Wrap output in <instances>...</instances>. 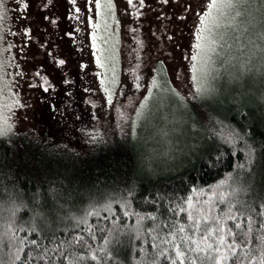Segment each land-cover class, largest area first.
I'll use <instances>...</instances> for the list:
<instances>
[{"label": "trees", "instance_id": "obj_1", "mask_svg": "<svg viewBox=\"0 0 264 264\" xmlns=\"http://www.w3.org/2000/svg\"><path fill=\"white\" fill-rule=\"evenodd\" d=\"M240 5L242 14L238 19L246 27V31L241 29V35L231 25L224 26V23L222 26L230 28L231 36L227 44L231 45V56L239 53V57L238 68L230 75H225L220 67L225 63L224 58H217L218 67L212 81L217 102L212 103L194 96L193 99H188L179 92V96L169 94L163 101L176 105L182 114L186 113L191 117L188 130L192 135L184 146L180 162L171 168L154 175L142 173L137 161V139L134 140L130 134H119L120 131L116 130L107 132L101 129L96 134H91L88 130L79 131L75 140H71L69 136L66 137L68 132L49 133L53 127L48 126L41 129V134L12 133L0 138V230L5 233V237L12 231L19 234L22 226L32 224V214L28 208H21L15 214L10 212V208L13 201H23L31 207L34 195L36 203L44 209L56 205L65 209V214H61L56 220L40 224L46 235L51 236L52 232L48 229H52L56 237L64 239L69 234L63 229L78 227L83 220H78L77 217L82 216L89 203L102 201V198H118L126 194L125 190L133 182L136 190L132 209L146 217L142 221V228L147 230L158 227L166 230L169 225L178 227L182 224L186 231L191 224L187 219V199L190 196L194 205L210 198L215 201L216 197L209 195L211 192H216L217 195L220 192L227 193L231 200L238 184L246 190L240 191L238 205L233 201V215L236 219L225 220L226 226L232 229V234L227 238L230 241L236 239L238 250L242 253L244 248L240 245L245 241L244 233L248 231V217H251L252 225L247 239L250 241L249 246L254 248L255 237L260 234V225L264 229V168H261L258 159L255 170L249 173L245 169L236 176L239 171L236 165L243 163L244 158L236 154L239 147L230 149L220 139L219 125L215 124L216 120H224L225 124L236 130L249 133L256 142L258 151L259 145L264 143V103L260 102V97L264 96V74L253 73L251 65L253 58H264V40L260 38L261 33H264V0H242ZM237 41L245 46L239 48ZM70 49L71 52L76 51L74 45ZM155 67L164 69L170 86L175 89L163 63L157 62ZM151 99L153 101L149 106V116L137 125L138 136L143 132L153 114L154 105L158 102ZM237 102L247 107L243 110L248 113L247 116L241 118L237 113ZM53 117L50 118L56 124H61L58 125L61 128L63 123L60 116ZM64 119L65 117L62 118ZM214 126L217 129L215 136L208 131ZM125 133H129L128 128H125ZM54 136H60V139L55 141ZM93 137L97 139L94 140ZM217 147L220 148L219 153L215 151ZM218 156L221 158L214 164L213 161ZM230 177L236 179V184ZM226 207L220 201L218 206L212 207V215L222 213ZM113 210L117 223L136 224L135 216L123 217V210L117 203H113ZM237 223L240 224L239 229H236ZM112 224L113 215L107 211H101L99 217L89 216L87 231L81 233L76 230L75 244H61L57 252L68 253L71 264L72 260L87 252L83 244L79 245L80 239L87 240L94 249L97 245H105L104 237H108L109 233H101V229H110ZM89 233L91 239H88ZM165 234V231H159L161 237ZM69 238L71 239L70 236ZM120 239L122 243L117 256L120 264H135L139 258L137 247L129 246V241L132 245L144 244L150 250L151 235L145 241L138 239L134 233L125 232ZM40 243L52 246L48 239H41ZM106 247L114 249L115 241L110 239ZM2 250L0 247V251ZM97 254L102 255L98 249ZM4 259L7 260L6 255ZM49 264L56 262L49 260ZM59 264L64 262L60 261ZM84 264H99V260H93L91 254H88Z\"/></svg>", "mask_w": 264, "mask_h": 264}, {"label": "snow or ice", "instance_id": "obj_2", "mask_svg": "<svg viewBox=\"0 0 264 264\" xmlns=\"http://www.w3.org/2000/svg\"><path fill=\"white\" fill-rule=\"evenodd\" d=\"M127 2L129 6H133V0H127ZM164 2L167 3L168 0H164ZM241 2L242 0H210L206 6L197 3V6L201 7L203 14L199 16V27L196 29L197 42L194 45L196 51L191 54V60L193 61L191 78L195 89L192 95L194 97L213 95L216 92L212 81L218 67L217 58L223 57L225 63H229L233 59L229 51L231 45L226 42L222 43L225 33L219 31V28L222 23H225L231 25L241 35L243 34L241 29L246 31V27L238 19L242 14L238 10V5ZM71 3L75 6L76 0H71ZM139 3L141 7L144 6V0H139ZM27 7V0H21V11ZM44 7L47 8L48 5L46 4ZM205 7L206 10H204ZM190 10L195 12L194 8ZM10 11L7 7V0H0V39L3 37V21L8 18ZM74 11L77 13V18H79L81 9L75 7ZM87 12L88 23L92 28L90 33L91 47L98 69L95 75L99 78V89L102 90L106 103L111 106L113 105L114 95L118 94L117 85L120 84L116 68L119 60L118 50L113 44V33L115 31L113 24L119 23L116 20L115 4L113 0H87ZM136 15H139V13H136ZM54 20L55 18H53V22ZM29 32V28H23V33L27 34ZM69 35H73V33L70 32ZM260 38L264 40V33H261ZM46 43V41L41 42V46L46 47ZM237 44L239 48L245 46L238 41ZM13 47L14 45L9 43L4 52L8 53L9 49ZM47 55L51 56V52L47 51ZM53 59L55 58L53 57ZM137 59L139 60V57ZM14 64L15 60L10 53L6 61L0 58V77L8 78V83L4 84V89L9 92L7 108L18 107L21 104L18 95L14 91V84L5 71L6 68L10 65L14 66ZM65 64V59L58 60L59 66H64ZM80 67L83 69L86 64L81 62ZM151 71L156 74L151 75L150 80L146 84L141 81L140 75L134 76V88L136 90L145 88L147 91V95H144L142 100L136 101L138 106H133V101L130 98L128 101V105L131 107L130 112L125 107L117 108L119 123L116 126L121 134H130L134 140L139 137L137 125L147 118L150 98L162 103L169 94L179 96V93L170 86L162 67H155L150 69ZM23 75L24 72L21 71L19 76ZM35 76L40 78L39 87H42L45 92L49 91V77L40 70L35 72ZM63 83L67 85L69 80L65 78ZM88 91H91V89H88ZM260 102L264 103V96L260 97ZM87 103L92 107L96 106L95 101L92 99H89ZM237 103L239 105L236 109L237 113L241 118L247 116L248 113L243 111L247 107L239 102ZM4 121L0 123V138L9 136L13 131L12 124L8 123L6 118H4ZM215 124L219 125L220 139L229 145L230 149L239 147V151L236 154L237 156L242 155L244 158L243 163L236 165L239 170L236 176L240 172H244L245 169L249 173L255 170L258 159L261 168H264V143L259 145L258 151L256 142L249 133L236 130L229 124H225L224 120H216ZM125 128L129 129V133H125ZM208 131L213 136L217 134L215 126L208 129ZM160 135L166 136L167 131L161 129ZM93 139L95 140L97 137H93ZM215 151L219 153L220 148L217 147ZM229 155H231V151H229ZM221 156H218L213 163L218 162ZM230 180L236 184L234 177H230ZM135 190L136 185L133 182L125 190L126 194L118 198H102V201L89 203L88 209L84 210L81 217H77L78 220L82 219L83 222L74 229H63L68 232L71 239L69 236L64 239L56 237L52 229H48V231L52 232V235L48 236L45 233V229L40 226L42 222L46 223L49 220H56L61 214H65V209L62 206L56 205L52 208L44 209L42 205L36 203L35 195L33 196L31 207H28L23 201H13L10 212L15 214L21 208H28L32 214L33 222L29 226H22L19 229V234L12 231L7 234V237L0 230V247L3 249L0 251V264H49V260L56 262V264H59L60 261H63L64 264H69L68 253L61 254L57 252V249L61 244H75L77 240L75 231L79 230L81 233L87 231L88 217H99L101 211H107L113 215L112 227L110 229H101V233L104 231L109 233L108 237H104L105 245H97V248L94 249L87 240L80 239L79 245L83 244L87 252L83 253L80 258L72 260L71 264H84L88 254H91L93 260H99V264H120L117 259L122 243L120 236L125 232L134 233L138 239L145 241L151 235L150 250L144 244L132 245L131 241H129V246L137 247L139 252V258L135 261V264H264V229L261 228V225L259 228L260 234L255 237L256 245L254 248L249 246L250 241L247 239L252 225L251 217H248L249 228L247 233L244 234L245 241L240 245V247L244 248L242 253L238 250L236 239L233 238L230 241L227 238L232 234V229L226 226L225 220L236 219L233 215V201L238 205L240 203L238 199L240 191L246 190L238 184H236L231 200L228 199V194L223 192H220L219 195L216 192H211L209 195L210 197H216L215 201L210 198L208 201H200L195 205L192 199L188 198L187 219L191 221V224L187 231L182 224L178 227L169 225L166 230L158 227L147 230L142 228V221L146 217L141 216L140 213L132 209ZM193 191H196V189H193ZM141 198L143 199V197ZM220 201H223L227 207L222 213L212 215V207L218 206ZM113 203H117L123 210L122 215L124 218L135 216L136 224L122 225L117 223ZM240 214L243 215L242 212ZM152 219L155 220V217H152ZM236 228H240L239 223L236 224ZM159 231H165L166 234L161 237ZM37 233L40 235L37 236ZM41 239H48L52 246L41 244ZM88 239H91L90 233ZM110 239L115 241L114 249L106 247ZM57 241H59L58 244ZM97 249L102 255L97 254ZM5 255L7 260L4 259Z\"/></svg>", "mask_w": 264, "mask_h": 264}, {"label": "rangeland", "instance_id": "obj_3", "mask_svg": "<svg viewBox=\"0 0 264 264\" xmlns=\"http://www.w3.org/2000/svg\"><path fill=\"white\" fill-rule=\"evenodd\" d=\"M208 2L210 0H168L167 3L164 0H144L141 7L139 0H133V6H129L127 0H113L119 22L113 24V44L118 50L116 68L120 84L110 106L99 89V78L95 75L98 69L91 47L92 28L87 18V0H76L75 6L71 0H27L28 7L23 11L21 0H7L11 11L3 21L0 58L6 61L10 53L15 60L14 66L10 65L5 71L21 104L6 107L9 92L4 89V84L8 83V78L0 77V123L6 118L13 126V134L33 132L37 135L41 134L42 128L51 126L53 130L49 133L68 132L66 137L71 140H75L77 132L84 130L91 134L101 129L120 131L116 126L119 123L117 108L125 107L130 112L129 99H132L133 106H138L136 101L147 95L145 88H134V76L140 75L141 81L146 84L150 76L156 74L150 69L157 62L165 66L175 91L193 99L191 54L196 51V29L199 27V16L203 14L197 3L206 6ZM46 4L47 8L44 7ZM75 7L81 9L79 18ZM241 7L238 5L239 11ZM193 8L195 12L190 10ZM92 14L94 17V12ZM223 24L220 28L225 33L223 41L227 43L231 36L230 28L222 27ZM25 27L30 29L27 34L23 33ZM70 32L73 35H69ZM44 41L47 42L46 47L41 46ZM9 43L14 47L5 53ZM73 45L75 52L70 49ZM46 50L51 52V56ZM59 59H65L66 64L59 66ZM81 62L86 64L83 69ZM37 70L49 77V91L39 87L41 81L35 76ZM21 71L23 76H19ZM65 78L69 80L67 85L63 83ZM89 99L95 101V107L87 103ZM151 101L150 98V107ZM54 115L60 116L61 128L58 126L61 124L50 118ZM59 137L53 138L57 141Z\"/></svg>", "mask_w": 264, "mask_h": 264}, {"label": "clouds", "instance_id": "obj_4", "mask_svg": "<svg viewBox=\"0 0 264 264\" xmlns=\"http://www.w3.org/2000/svg\"><path fill=\"white\" fill-rule=\"evenodd\" d=\"M238 57L239 53H236L231 62L221 64L220 67L225 75H230L232 71L237 70ZM251 65L253 73L264 74V58H253ZM202 98L212 103L217 102L216 93L202 96ZM190 123L191 117L186 113L182 114L176 105L157 102L154 105L153 114L136 141L140 171L146 175H154L179 163L184 146L192 135L188 130ZM161 129L167 131L166 136L160 135Z\"/></svg>", "mask_w": 264, "mask_h": 264}, {"label": "bare ground", "instance_id": "obj_5", "mask_svg": "<svg viewBox=\"0 0 264 264\" xmlns=\"http://www.w3.org/2000/svg\"><path fill=\"white\" fill-rule=\"evenodd\" d=\"M204 103V102H203ZM191 195H192V193H191ZM190 198H191V196H190ZM187 199V198H186ZM188 200V199H187ZM237 229V228H236ZM241 230V229H240ZM244 230V229H243ZM242 231V230H241ZM241 233V232H240ZM245 234V233H244ZM241 235H242V233H241Z\"/></svg>", "mask_w": 264, "mask_h": 264}]
</instances>
